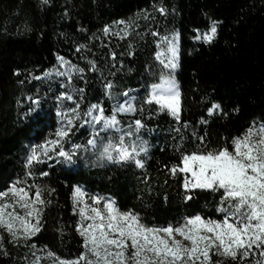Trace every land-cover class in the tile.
Returning a JSON list of instances; mask_svg holds the SVG:
<instances>
[{
	"label": "trees",
	"instance_id": "trees-1",
	"mask_svg": "<svg viewBox=\"0 0 264 264\" xmlns=\"http://www.w3.org/2000/svg\"><path fill=\"white\" fill-rule=\"evenodd\" d=\"M210 20L217 34L206 43L199 31ZM173 31L180 38L178 120L145 100L148 86L162 73L159 37ZM93 36L98 43H91ZM82 42L94 58L110 56L111 82L121 97L141 89L136 111L119 119L136 128L140 121L143 167L135 161L89 170L54 160L27 164L35 142L51 139L57 125L56 107L48 108L46 98L58 94L61 85L55 89L37 79L56 63L57 53L84 65V108L97 100L98 78L80 59L83 47L76 50ZM213 105L220 107L209 114ZM262 125L264 0H0V192L18 184L30 189V196L38 188L41 198L50 199L38 233L26 241L2 242L0 264L32 262L33 246L60 255L79 250L71 210L77 187L84 198L111 195L122 212L132 211L150 226L176 225L211 212L213 192L186 193L183 174L170 169L183 154L231 150L233 139Z\"/></svg>",
	"mask_w": 264,
	"mask_h": 264
},
{
	"label": "snow or ice",
	"instance_id": "snow-or-ice-1",
	"mask_svg": "<svg viewBox=\"0 0 264 264\" xmlns=\"http://www.w3.org/2000/svg\"><path fill=\"white\" fill-rule=\"evenodd\" d=\"M44 2L47 3V0ZM104 31L108 33L109 29ZM216 34L217 25L214 22L202 38L211 43ZM176 39L174 37L173 41ZM173 41H169L171 58L165 67L174 69L177 67L178 49ZM157 58H160L159 55ZM58 59L63 64L67 63L63 58ZM111 87V84L107 85V88ZM151 101L179 119L180 92L173 81L155 86ZM219 107L213 105L209 114ZM134 110L128 103L116 111ZM92 111L98 114L92 115ZM92 111L87 114L91 116L90 123L102 124L93 139L88 141L89 145L95 146V136L101 131L116 128L119 121L115 114L105 117L103 108L97 105L92 106ZM71 124L69 119L68 125ZM136 126L137 129L141 127L139 120ZM69 130L58 129L55 133L57 139L33 147L27 160L28 166L41 162V155L47 156L57 147L60 150L56 154L70 160L71 155L61 145ZM137 155L134 147L129 150L125 146L123 137L119 145L109 142L102 153L109 162L134 160L138 167H143L142 162L136 159ZM170 172L173 175L183 174L186 193L194 190L221 193L217 207V212L222 214L221 219H206L197 214L185 217L182 223L176 225L150 226L143 223L138 214L122 212L115 201L93 197L92 204H87L84 193L77 187L73 199L77 206L83 205L78 207L81 220L77 232L83 238L84 252L76 260L59 261V264H223V261L214 262L213 256L230 259L234 264H264V125L250 126L241 137L233 139L231 150L224 147L218 151L183 154L180 164L173 166ZM29 193L30 189L18 184L0 192V229L6 231L13 241L20 238L27 240L40 231L41 208L38 205L42 206L45 202L40 189L37 188L32 196ZM185 199L191 200L192 196L186 195ZM2 241L0 235V248Z\"/></svg>",
	"mask_w": 264,
	"mask_h": 264
},
{
	"label": "rangeland",
	"instance_id": "rangeland-1",
	"mask_svg": "<svg viewBox=\"0 0 264 264\" xmlns=\"http://www.w3.org/2000/svg\"><path fill=\"white\" fill-rule=\"evenodd\" d=\"M215 21L210 20L205 23L203 27L199 31V36H202L210 31L211 25ZM177 38L173 41V38ZM167 38V39H165ZM93 44L98 43L96 37L92 38ZM169 41H173L177 46V67L169 68L165 67L168 60L171 58V53L169 52ZM83 47V51L80 54V59L84 62V64H90V73H94L98 78L99 84V92L97 100L91 101L86 108V100L84 96V83L86 77V71L84 70V65L82 66L80 62L69 58L67 55L57 53L56 54V63L49 69H47L44 73L40 74L37 78L40 81H44L46 85H50L51 88L57 85H61V91L57 94H54L53 97L50 95L46 98L47 107H56V121L57 125L54 128V134L51 139H57L55 133L58 129L69 130V134L61 141V145L63 150L71 155V159H65L64 157L58 156L56 153L59 152L60 148L57 147L54 152L50 151L47 156L41 155L40 161L47 159L54 160L58 162H62L64 165L68 167H77V165L83 166L85 169H101L109 164H114L116 162H109L102 156L103 147L106 146L109 142L114 145H119L120 138L123 137L125 146L129 147L131 150L133 147L136 149L138 155L136 159L139 160V156L143 153L145 144H143V140L137 134V128L127 122V119L120 120L119 115H128L133 114L137 109V101L138 94L141 92L140 90L134 91L131 94H126L124 92L123 97H121L120 91L112 85L111 82V63L110 56L101 55V57L94 58L91 54L86 52L89 47L87 43L78 44L76 50L80 51ZM159 55V59L157 58ZM63 58L66 61V64H63L60 59ZM156 59L161 66V75L158 78L157 82L151 83L146 91L145 100L149 102L151 100V96L153 94V89L155 86L164 84L165 81H173L177 86L178 91L180 92V84L178 81V71H179V59H180V38L179 33L177 31H173L169 34L162 35L158 40V50L156 53ZM163 61V62H162ZM59 73H64V75H60ZM111 84V88H107V85ZM140 91V92H139ZM53 91L52 93H54ZM51 94V93H50ZM71 97V99H67V97ZM36 102V101H35ZM155 102V101H151ZM132 104L134 107V111L131 112H117L116 110L126 104ZM156 103V102H155ZM160 108L161 106L156 103ZM97 105L104 110V116L110 118L113 114L116 115V119L119 121V124L116 128H110L105 131L99 132L98 136H95L97 140V144L95 146L89 145L88 141L93 139L95 133L102 127V124L93 125L90 123L91 116L87 115L90 111H92V106ZM75 109V112L73 110ZM167 110V109H163ZM180 110H181V100H180ZM168 111V110H167ZM98 114L95 111H92V115ZM171 115V114H170ZM174 117V116H173ZM72 120V124L68 125V120ZM130 133V135H129ZM50 138H46L43 142L47 140H51ZM79 146V147H76ZM34 147V146H33ZM32 147V148H33ZM31 154V153H30ZM115 156V153H113ZM134 160H129L127 162H133ZM122 163V162H120ZM215 195V205L216 207L211 211L202 215L204 218L208 219H221L222 214L217 212V207L219 205L221 199V193L213 192ZM44 200V204L42 206L38 205L41 208V217H40V227L42 225L45 209L47 205H50L49 198H42ZM72 199V198H71ZM85 202L89 205L92 204V198H84ZM104 200H111L112 196L107 195V198ZM72 201V215L75 217V230L77 232V226L80 223V215L78 212V207H82L83 205L77 206L75 204L74 199ZM103 202L99 205V207H103ZM21 214H23L22 210ZM35 222V221H33ZM81 238V248L79 250H74L64 255H60L57 252L45 248V249H36L34 246L30 247L31 254L29 257L32 259V262L28 263L27 261L24 264H59V261H73L76 260L83 252V238ZM0 235L3 237V245L6 244L5 240H10L12 237L6 232L0 229ZM7 237V238H6ZM30 239V238H29ZM13 240V239H12ZM20 241H26V239L20 238ZM28 240V239H27ZM51 254V255H49ZM214 257V256H213Z\"/></svg>",
	"mask_w": 264,
	"mask_h": 264
},
{
	"label": "flooded vegetation",
	"instance_id": "flooded-vegetation-1",
	"mask_svg": "<svg viewBox=\"0 0 264 264\" xmlns=\"http://www.w3.org/2000/svg\"><path fill=\"white\" fill-rule=\"evenodd\" d=\"M37 79H38V78H37ZM35 143H36V145H38L37 142H35ZM34 147H35V145H34ZM58 161L60 162V160H58ZM41 162H42V163H45V162H47V159L44 160V158H43V160H41ZM60 163H62V162H60ZM62 165H63V166H66V165H64L63 163H62ZM78 166H79V165H77V167H74V168H73V167H68V166H66V167L71 168L72 170H76V169L78 168Z\"/></svg>",
	"mask_w": 264,
	"mask_h": 264
}]
</instances>
